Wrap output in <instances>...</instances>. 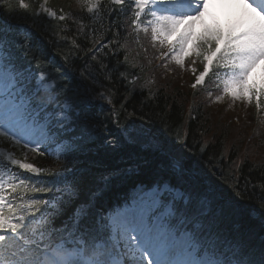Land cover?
<instances>
[{
	"label": "trees",
	"instance_id": "trees-1",
	"mask_svg": "<svg viewBox=\"0 0 264 264\" xmlns=\"http://www.w3.org/2000/svg\"><path fill=\"white\" fill-rule=\"evenodd\" d=\"M42 1L25 0L27 10L19 0L0 5V28L7 31L9 23L12 32L19 26L32 28L36 40L28 39L27 46L9 39L14 59L26 56L47 69L60 93L80 108L77 131L89 146L71 152L64 162L60 179L68 190L61 192L58 207L50 213L55 214L54 226L68 224L79 208L92 205L91 213L97 215L139 183L169 180L196 200L215 192L212 205L221 210L227 236L238 233L258 264L264 249L262 139L254 142L242 133L229 147V131L211 130L213 116L196 102L199 93L149 86L147 79L139 83L137 75L145 70L131 61L133 53L126 48L128 17L121 7L102 0V14L97 15L86 13L80 0H49L58 15L48 18L37 14ZM62 14L64 21L58 18ZM97 41L107 45L98 54ZM86 89L88 104L81 103ZM242 147L248 151L244 157ZM41 196L57 198L52 192ZM82 223L99 225L94 217Z\"/></svg>",
	"mask_w": 264,
	"mask_h": 264
},
{
	"label": "snow or ice",
	"instance_id": "snow-or-ice-1",
	"mask_svg": "<svg viewBox=\"0 0 264 264\" xmlns=\"http://www.w3.org/2000/svg\"><path fill=\"white\" fill-rule=\"evenodd\" d=\"M80 2L89 13L100 4V0ZM116 2L122 3V0ZM7 4L8 0H0V5ZM47 4L48 0H44L39 11L56 17L58 11ZM134 4L137 10L131 23L143 25V32L159 45L161 58L170 57L181 67L185 58H191L193 65L199 60L202 71L195 75L194 88L202 86L206 78H214L218 82L215 86H222L224 94L249 102L255 98L260 106L264 98V0H134ZM19 6L29 9L25 0H19ZM213 6L227 8L229 12L222 19V14L212 10ZM148 16L151 18L146 19ZM58 18L64 21L65 15ZM25 43L27 46L28 41ZM7 45L6 38L0 36V52ZM105 47L107 45L97 41L96 53ZM9 63L10 60L0 55V87L10 98L4 102L5 112L0 116V141L44 156L46 149L42 152L40 147L48 134L41 130L35 135L31 114L22 105L11 103L13 89L22 80L19 73L13 75L16 69H9ZM191 71L196 74L197 68L192 67ZM89 102L86 89L81 103ZM24 140L28 142L22 143ZM59 147L66 153L72 151L71 144ZM4 153V148L0 147V264H145L146 259L147 264H257L238 233L223 236L209 228L201 235L188 230L178 234L165 228L154 203L139 213L117 214L98 226H82L77 219L71 228L55 227V214H49L51 200L29 195L50 193L52 189L43 181L41 186H30L9 172L22 169L55 179L60 169L37 167L25 162L26 154L22 160L11 151L5 159ZM171 214L187 219L189 210L173 204ZM37 220L44 223L39 240H34L32 237L37 233L33 222ZM86 237L104 242L88 255ZM258 264H264V249Z\"/></svg>",
	"mask_w": 264,
	"mask_h": 264
},
{
	"label": "rangeland",
	"instance_id": "rangeland-1",
	"mask_svg": "<svg viewBox=\"0 0 264 264\" xmlns=\"http://www.w3.org/2000/svg\"><path fill=\"white\" fill-rule=\"evenodd\" d=\"M47 6L49 7L48 4ZM85 10L87 11V9ZM212 10L217 12L218 14H222L221 15L222 19L229 12V9L227 8L222 9L216 6H213ZM86 13L91 14L88 11ZM143 15L144 14L142 13V16ZM147 18L150 19L151 17L148 16ZM208 22L210 23L211 21L208 20ZM137 29L142 41L140 40V43L138 45L137 36L136 35L129 36L128 34V41L126 43L128 47H126V44H124V47L129 48L130 51L133 53V58H131V61L143 62L142 64H144L145 67L147 66L150 68L149 76H148L149 85L151 86L161 85L162 87L168 85L169 91L179 88L183 91L192 90L199 92V97L196 98V102H201L205 111L213 116L210 122L212 126L211 130H213L214 132L217 131L220 132L221 130H223L224 132H226V130L229 131L228 136L230 137V139L226 142L227 145H229V147L231 142L234 143L233 141L237 140L242 133H243L242 136H244L247 139L252 138L254 142H256L257 141L256 139L258 138V139H262L261 143H264V118H262L261 121L250 119V114L252 113L250 112V107L255 106L256 103L255 98L251 102H249L246 99H234L231 95L224 94L223 89L220 90L217 88L216 91L209 92L206 89L198 90L200 86L194 88L193 84L195 82V75H197L199 71H202V65L200 64L199 60H197L196 63L193 65L191 58H185V63L183 67L176 64L175 61L171 63L170 66L164 67L163 65L165 63H168V61L166 59H163L162 65L158 67L150 66L149 64L150 54L148 55V58L146 60L145 55L144 53H142L141 50L136 49L135 52H133L134 48H136L135 44H137V47H143L153 43L150 35H147L143 32L142 24L137 26ZM192 67L197 68L196 74H193V72L191 71ZM134 87L138 88L139 84H136V86ZM45 88L50 89V85H45ZM217 97H219V99H217ZM0 103H2V101H0ZM54 113H57V109ZM244 113L247 114L248 116H245ZM57 117L60 120H65L67 122L69 120V116L66 111L58 113ZM34 134L37 135L38 132H34ZM232 135L234 136L232 137ZM251 142L253 141L251 140ZM262 149H264V147H262ZM7 153L8 151H5L4 156L7 155ZM246 154H248V151H245V148L242 147L240 151V155L244 157ZM25 162L30 163L28 158L25 160ZM160 194L161 192L157 191V189H152V191H149L146 194L144 200L138 202V204L135 205L134 208H130V210L137 211V209L139 208L138 210L142 211L146 206L151 205L153 203L155 204L156 208L159 207ZM125 211H123L122 213H124ZM168 211L169 210L166 209L165 213L157 214L163 218L161 222L165 226V228L169 227V225L167 224L169 219L167 220L165 217ZM173 232H177V231H173Z\"/></svg>",
	"mask_w": 264,
	"mask_h": 264
},
{
	"label": "bare ground",
	"instance_id": "bare-ground-1",
	"mask_svg": "<svg viewBox=\"0 0 264 264\" xmlns=\"http://www.w3.org/2000/svg\"><path fill=\"white\" fill-rule=\"evenodd\" d=\"M137 213H139V211H137Z\"/></svg>",
	"mask_w": 264,
	"mask_h": 264
}]
</instances>
